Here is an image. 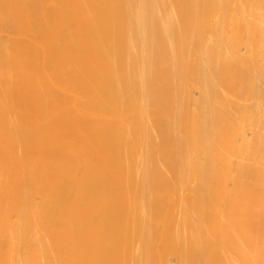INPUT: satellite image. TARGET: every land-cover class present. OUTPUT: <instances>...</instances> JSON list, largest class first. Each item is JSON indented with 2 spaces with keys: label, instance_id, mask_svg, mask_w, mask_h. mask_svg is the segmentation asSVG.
Here are the masks:
<instances>
[{
  "label": "bare ground",
  "instance_id": "bare-ground-1",
  "mask_svg": "<svg viewBox=\"0 0 264 264\" xmlns=\"http://www.w3.org/2000/svg\"><path fill=\"white\" fill-rule=\"evenodd\" d=\"M0 264H264V0H0Z\"/></svg>",
  "mask_w": 264,
  "mask_h": 264
}]
</instances>
